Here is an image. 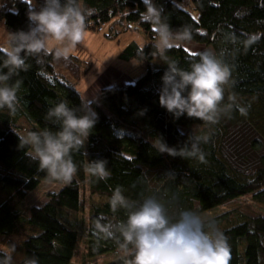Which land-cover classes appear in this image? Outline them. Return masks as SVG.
I'll use <instances>...</instances> for the list:
<instances>
[{
    "label": "trees",
    "instance_id": "16d2710c",
    "mask_svg": "<svg viewBox=\"0 0 264 264\" xmlns=\"http://www.w3.org/2000/svg\"><path fill=\"white\" fill-rule=\"evenodd\" d=\"M33 1L36 7L31 0H8L0 8V21L9 32L28 31L29 12L38 11L43 4V0ZM80 3L92 10L86 16V29L100 33L108 30V40H116L134 28L143 31L148 41L143 46L129 43L119 59L144 64L146 72L137 80L119 79L101 90L99 102L89 104L98 117L94 128L83 149L72 153L78 169L73 181L51 193L46 203L28 208V194L47 179L25 155L13 129L19 132L18 118L25 116L32 131H55L57 126L45 118L50 106L63 100L79 109L82 102L77 86L84 62L75 55L68 61L57 59L54 53L26 58L27 69L12 80L21 81L16 113L0 109V191L6 195L0 199V251L10 253L12 264H24L33 256L38 264H72L80 237L75 217L70 216L81 209L83 186L98 196L89 206L84 229L88 260L119 251L116 242L103 238L96 227L97 221L103 224L126 219L123 209L113 210L109 203L117 186L132 201L155 196L173 217L180 210L208 212L246 195H253L254 201L264 205V0H154L172 29H190L191 40L178 43L204 47L191 53L176 43L166 53L167 60L187 69L205 48L217 55L225 53L223 59L231 71L225 103L231 94L238 106L216 124L187 114L176 118L160 105L162 76L168 65L163 57L153 55L155 29L142 19L144 0ZM5 53L0 47V60ZM240 124L254 130L250 147L261 153L257 166L253 169L249 165V171L236 164L225 146L232 128ZM194 126L200 130L193 132L190 128ZM191 136L207 137L199 144L203 161L198 156L160 153L152 144L159 137L167 146L179 149ZM97 159L107 162L111 173L107 180L86 171L88 161ZM168 174L175 178L166 177ZM210 220L227 238L228 264H264V216L226 213ZM17 235H23L22 240L18 241ZM106 264H123V260L118 257Z\"/></svg>",
    "mask_w": 264,
    "mask_h": 264
},
{
    "label": "clouds",
    "instance_id": "9594fccd",
    "mask_svg": "<svg viewBox=\"0 0 264 264\" xmlns=\"http://www.w3.org/2000/svg\"><path fill=\"white\" fill-rule=\"evenodd\" d=\"M144 5L142 19L155 29L153 55L163 57L168 65L162 76L160 105L176 118L187 114L208 124L218 123L222 115L238 106L231 94L225 103V86L231 77L223 59L225 53L200 52L187 69L167 60L166 53L176 43L191 40V31L186 26L172 29L162 7L154 0H144ZM91 12L82 7L80 0H43L38 11L28 14V31L7 32L5 43L0 45L7 49L0 60V109L16 113L21 81L12 80L27 69L28 56L54 53L57 59H70L77 45L84 42L85 20ZM80 97L79 109L69 107L63 100L48 108L45 118L57 126L55 131L27 130L22 135L13 129L25 155L46 174L49 182L70 184L73 181L78 169L72 153L83 149L97 121V114L89 107L85 95ZM240 111L244 113L242 108ZM201 140L206 142L207 137L191 136L189 143L179 149L167 146L159 137L152 144L160 153L183 158L198 156L203 161ZM106 165L105 160L97 159L88 161L85 168L90 175L107 180L111 173ZM169 176L175 178L173 174L166 177ZM109 203L113 210L123 209L126 219L103 224L97 221L96 227L103 238L116 242L123 264H228L230 260L227 238L213 220L195 211L180 210L174 217L169 216L165 205L155 196L132 201L120 186L113 190ZM0 264H12L10 253L0 251ZM24 264H38V259L27 258Z\"/></svg>",
    "mask_w": 264,
    "mask_h": 264
},
{
    "label": "rangeland",
    "instance_id": "374dc122",
    "mask_svg": "<svg viewBox=\"0 0 264 264\" xmlns=\"http://www.w3.org/2000/svg\"><path fill=\"white\" fill-rule=\"evenodd\" d=\"M32 5L36 7V4L31 0ZM8 3V0H0V8ZM10 3V2H9ZM8 29L3 22L0 21V45H3L7 39ZM143 31L134 28L129 30L126 33H123L119 36L118 39L108 40L105 34L109 33L108 30L100 33L90 29H85V38L83 44L77 45L72 55H76L84 62L83 66V77L81 78L84 83L81 87L91 79H94L96 83L105 73L107 66H112L116 62L122 64L123 69L128 72V76L131 77L132 81L137 80L140 76L145 74L146 67L144 64H141L135 60L133 61H123L118 58V53L125 48L131 42H137L141 46L145 44V41H148V37L145 36ZM114 40V41H113ZM185 50H188L191 53H196L204 49V47H199L191 42L178 43ZM5 51V47H1ZM206 50V48H205ZM87 70V71H85ZM111 79V78H108ZM127 82V81H126ZM17 126H19V133L25 134L27 130H33L32 124L29 120L22 116L18 118ZM193 132L200 130V127L194 126L190 128ZM187 131V129H182ZM256 136L254 130L250 129L244 124H240L232 128V133L229 136L227 143L225 144L226 149L230 154L235 158L236 164L241 167H245L249 171V165L253 166V169L257 166L259 157L261 153L264 154V151L261 153L253 151L250 147L249 139ZM64 183L53 181L42 182L39 187L28 194L25 204L27 207L42 205L49 200L51 193H56L61 190ZM6 198V195L0 191V199ZM97 195H92L88 190V187L83 186L82 188V205L78 214L72 215L70 217H75V226L76 230L79 233V242L76 250V254L72 264H106L118 257H122V253L117 251L113 254H108L97 259L88 260L85 258V227H87V220L89 216V206L94 201L97 200ZM244 214L247 216H264V205L260 204L253 199V195L242 196L238 199L230 201L222 206H219L211 211L201 213L200 215L206 219H211L223 214ZM77 220V221H76ZM15 238L20 241L23 238V235H17Z\"/></svg>",
    "mask_w": 264,
    "mask_h": 264
},
{
    "label": "crops",
    "instance_id": "0c3cea01",
    "mask_svg": "<svg viewBox=\"0 0 264 264\" xmlns=\"http://www.w3.org/2000/svg\"><path fill=\"white\" fill-rule=\"evenodd\" d=\"M121 51L118 53V58ZM119 79H123L127 82L132 81L131 77L128 76V72L123 69L122 64L116 62L114 65L106 67L104 75L96 83L94 82V79H91L89 83L81 87V85L85 81H83L82 79V82L78 84L77 88L81 92L82 96L85 95L86 102L89 105L92 102L98 103L101 90L104 89L106 86L114 84Z\"/></svg>",
    "mask_w": 264,
    "mask_h": 264
}]
</instances>
